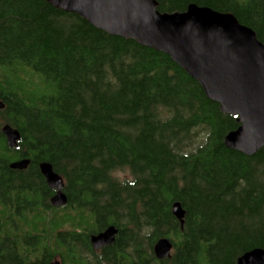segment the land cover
<instances>
[{
    "label": "trees",
    "instance_id": "obj_1",
    "mask_svg": "<svg viewBox=\"0 0 264 264\" xmlns=\"http://www.w3.org/2000/svg\"><path fill=\"white\" fill-rule=\"evenodd\" d=\"M157 1L163 13H232L264 44V0ZM0 101V264H238L264 249V148L228 149L238 117L169 56L48 0H0ZM22 159L26 170L10 167ZM43 162L64 178L62 208ZM111 225L116 242L93 250L92 235ZM163 237L174 249L158 261Z\"/></svg>",
    "mask_w": 264,
    "mask_h": 264
},
{
    "label": "water",
    "instance_id": "obj_2",
    "mask_svg": "<svg viewBox=\"0 0 264 264\" xmlns=\"http://www.w3.org/2000/svg\"><path fill=\"white\" fill-rule=\"evenodd\" d=\"M56 9L77 14L95 28L112 36L133 40L163 53L203 88L222 113L238 117L240 127L225 137L228 149L248 157L264 148V44L251 28L232 13L190 4L185 12L163 13L157 0H48ZM0 101V110L4 109ZM3 134L11 149L21 140L19 130L7 125ZM30 160L11 163L14 170H26ZM40 171L50 190L54 208L68 204L65 181L48 162ZM172 214L184 229L186 211L180 202ZM115 225L92 235V249L99 251L116 242ZM173 242L159 239L154 246L158 261L172 256ZM52 264H61L55 262ZM238 264H264V249L242 255Z\"/></svg>",
    "mask_w": 264,
    "mask_h": 264
},
{
    "label": "rangeland",
    "instance_id": "obj_3",
    "mask_svg": "<svg viewBox=\"0 0 264 264\" xmlns=\"http://www.w3.org/2000/svg\"><path fill=\"white\" fill-rule=\"evenodd\" d=\"M119 175L122 176L123 178H129V175L127 172H122Z\"/></svg>",
    "mask_w": 264,
    "mask_h": 264
},
{
    "label": "bare ground",
    "instance_id": "obj_4",
    "mask_svg": "<svg viewBox=\"0 0 264 264\" xmlns=\"http://www.w3.org/2000/svg\"><path fill=\"white\" fill-rule=\"evenodd\" d=\"M49 2V1H48Z\"/></svg>",
    "mask_w": 264,
    "mask_h": 264
}]
</instances>
